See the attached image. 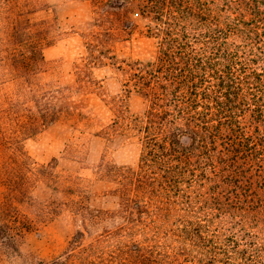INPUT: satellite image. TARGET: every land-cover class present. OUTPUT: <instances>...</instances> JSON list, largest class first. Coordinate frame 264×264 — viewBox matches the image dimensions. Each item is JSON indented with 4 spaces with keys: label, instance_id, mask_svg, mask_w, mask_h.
<instances>
[{
    "label": "trees",
    "instance_id": "trees-1",
    "mask_svg": "<svg viewBox=\"0 0 264 264\" xmlns=\"http://www.w3.org/2000/svg\"><path fill=\"white\" fill-rule=\"evenodd\" d=\"M85 1L93 3L94 17L80 33V81L94 84L91 69L112 65L123 77V96L133 92L146 102L141 115L124 104L114 111L116 133L140 147L136 167L116 171L119 187L112 195L123 221L118 230L127 234L174 214L181 223L170 252L136 244L131 264H264V0ZM31 8L14 31L26 50L21 99L7 108L18 139L65 116L81 117L63 89H46L34 79L45 68L42 50L52 26L30 32L27 15L46 5L35 1ZM133 15L149 23L152 59L112 54L115 43L132 36ZM45 167L32 175L44 178ZM12 187L0 198V245L17 254L31 221L14 205L20 191ZM60 187L66 188L58 176ZM67 198L65 204L78 203ZM77 212L86 222L99 211L87 206Z\"/></svg>",
    "mask_w": 264,
    "mask_h": 264
},
{
    "label": "rangeland",
    "instance_id": "rangeland-1",
    "mask_svg": "<svg viewBox=\"0 0 264 264\" xmlns=\"http://www.w3.org/2000/svg\"><path fill=\"white\" fill-rule=\"evenodd\" d=\"M35 1L46 8L27 15L30 32L48 24L52 29L50 43L42 50L45 68L34 74V79L46 89H63L72 107L68 111L75 108L81 117L76 121L65 116L32 137L18 139L13 122L16 118L7 114V108L11 101L21 99L24 72L20 62L26 50L22 37L14 35V31H20L22 13L31 10ZM30 3L25 6V0H0V198L10 185L15 186L12 189L20 192L14 205L31 221L18 239L17 254H10L0 245V264H131L136 244L170 252L178 245L181 227L175 214L159 217L147 228L133 226L127 234L118 230L123 221L112 195L119 187L116 171L121 167L135 168L140 147L135 139L116 133L114 111L116 104H124L130 114L141 115L146 102L133 92L123 96V77L112 65L91 69L94 84L80 81L78 66L85 57L80 33L94 17L93 3ZM131 17L136 24L132 36L117 47L115 43L112 54L134 60L152 59L155 45L146 36L149 23L139 16ZM53 161L54 168L50 167ZM44 166V178L32 175ZM13 174L17 176L15 184ZM58 176L66 187L59 191ZM67 197L78 203L65 204ZM87 206L99 212L83 222L75 213ZM78 231H83L84 236H77Z\"/></svg>",
    "mask_w": 264,
    "mask_h": 264
}]
</instances>
